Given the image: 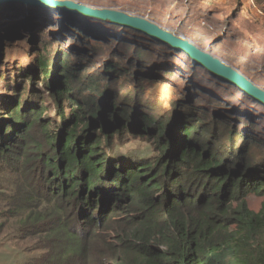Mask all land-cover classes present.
<instances>
[{"label":"trees","instance_id":"trees-1","mask_svg":"<svg viewBox=\"0 0 264 264\" xmlns=\"http://www.w3.org/2000/svg\"><path fill=\"white\" fill-rule=\"evenodd\" d=\"M22 7L0 11L19 15ZM73 24L95 48L76 51L71 38L52 72L49 33H6L0 15V47L47 38L50 51L15 75L39 87L0 104V202L9 207L0 212L1 228L45 249L39 264H264V204L259 211L250 203L264 196L263 117L198 81L196 96L170 107L153 90L166 81L160 72L174 71L169 56L185 50L158 38L167 48L157 53L135 37L130 44L143 45L132 67L98 26L74 17ZM104 56L112 58L110 69L92 72ZM186 61L203 72L196 54ZM50 97L53 116L46 115ZM132 138L148 139L159 154H113Z\"/></svg>","mask_w":264,"mask_h":264},{"label":"rangeland","instance_id":"rangeland-1","mask_svg":"<svg viewBox=\"0 0 264 264\" xmlns=\"http://www.w3.org/2000/svg\"><path fill=\"white\" fill-rule=\"evenodd\" d=\"M109 8H122L150 16L168 24L176 30L190 34L200 41L206 43L213 50L219 51L233 62L244 67L264 81V0H86ZM21 5V4H20ZM25 5L32 13L25 9ZM22 13L16 14L15 11H0L9 27L6 33L14 30H29L34 34L49 33L47 38L51 40V53L54 55L51 71L58 60L65 57V53L60 54L61 50L73 40L72 47L76 51L92 53L95 46H91L87 36L74 31L73 17L82 19L83 23L89 27L98 26L104 33L103 42L113 46L117 56L127 61L130 66L136 67L140 59V47L138 43L131 45L133 38L144 41L150 50L162 53L167 45L157 43L159 39L154 36L152 40L144 35L135 34L134 30H123L120 27H113L109 22L86 15L83 13L58 12L57 9L50 11L45 9V15L40 13L43 8L36 5H22ZM8 8V6H7ZM59 8V7H57ZM0 10H6V6L0 5ZM61 10V9H60ZM73 13V15H71ZM34 16L36 19H34ZM39 17V18H38ZM16 39L17 34L14 33ZM37 41L34 37L25 39L18 43L15 40L7 42L10 44L5 55H1L0 64V104L6 97H15L17 94L24 93L29 95L33 89L38 88L31 78H22L20 82L15 76L18 69L23 66L38 64V58L44 53L50 52L44 39ZM40 39V37H39ZM77 39V40H76ZM158 39V40H157ZM64 40V41H63ZM76 40V41H75ZM161 50V51H160ZM113 51V52H114ZM187 51H181L177 56H169V66L174 69L171 73L161 74L166 81L153 90V95L159 101H167L170 107H174L179 99L196 96V81L206 85L218 98L234 103L235 108H250L254 114H258L264 119V100H256L255 94L243 85L236 82H227L223 79L220 72L212 66H205L200 58V68L191 67L187 63ZM93 57V56H91ZM36 59V60H35ZM197 60V59H196ZM199 62V61H198ZM112 58L104 56L100 61L92 66V72L101 68L110 69ZM166 67V62L164 63ZM46 76V73L45 75ZM13 77V78H11ZM12 79V80H11ZM18 84L15 88H10L9 82ZM45 79L41 81L42 87L45 86ZM24 85V87H21ZM29 88V90H27ZM236 91L234 95L232 92ZM48 94H51L48 92ZM257 97V96H256ZM53 99L48 98L45 103L46 115L53 116L55 108H52ZM69 106V105H66ZM65 106V107H66ZM220 107V103H217ZM69 112V109L67 110ZM57 116V115H56ZM55 117V116H54ZM256 120V117H253ZM245 131L248 130L247 122H242ZM135 138V137H134ZM148 139L137 138L129 140L126 144L120 145L113 154L121 156L146 157L156 156L159 151L154 148ZM252 208L261 210L264 204V196L256 193L250 200ZM7 203L0 202V212L9 210ZM14 221V220H12ZM45 249L39 248L38 243L31 238L20 239L6 227L0 226V264H39Z\"/></svg>","mask_w":264,"mask_h":264},{"label":"water","instance_id":"water-1","mask_svg":"<svg viewBox=\"0 0 264 264\" xmlns=\"http://www.w3.org/2000/svg\"><path fill=\"white\" fill-rule=\"evenodd\" d=\"M20 4H31L46 10L48 9L40 0H0V5L6 6V10L11 6ZM59 6L60 9H68L72 12L91 15L111 22H118L121 25L132 28V30L138 28L155 35L162 41L173 43L181 50L196 54L203 60L205 66L214 67L232 82L243 85L264 100V82L260 78L233 62L219 51L213 50L206 43L194 38V36L173 29L156 18L127 9L103 7L86 0H61ZM49 8L58 10L56 6L52 5H49ZM8 46L7 42H4L0 47V52H6ZM107 132H112V129L107 128Z\"/></svg>","mask_w":264,"mask_h":264},{"label":"bare ground","instance_id":"bare-ground-1","mask_svg":"<svg viewBox=\"0 0 264 264\" xmlns=\"http://www.w3.org/2000/svg\"><path fill=\"white\" fill-rule=\"evenodd\" d=\"M60 1L61 0H40L41 3H43L46 7H49V5L59 7L58 9L60 10ZM53 3V4H52ZM58 10V11H59ZM192 36V35H191ZM196 38V37H194ZM208 46V45H207Z\"/></svg>","mask_w":264,"mask_h":264},{"label":"built area","instance_id":"built-area-1","mask_svg":"<svg viewBox=\"0 0 264 264\" xmlns=\"http://www.w3.org/2000/svg\"><path fill=\"white\" fill-rule=\"evenodd\" d=\"M49 10H50V11H54L55 9H53V8H49Z\"/></svg>","mask_w":264,"mask_h":264}]
</instances>
